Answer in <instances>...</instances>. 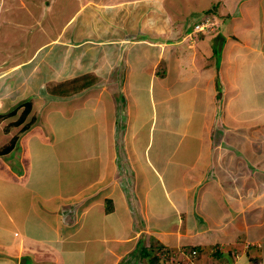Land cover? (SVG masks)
Here are the masks:
<instances>
[{"label": "crops", "instance_id": "0c3cea01", "mask_svg": "<svg viewBox=\"0 0 264 264\" xmlns=\"http://www.w3.org/2000/svg\"><path fill=\"white\" fill-rule=\"evenodd\" d=\"M252 1L220 0L208 38L195 31L208 13L194 10L192 31L177 20L158 40L95 47L104 66L88 73L104 82L47 93L17 139L1 130L11 110L0 109V150L15 140L0 155V264H166L184 249H197L201 264H264V0ZM137 3L111 4L110 32L126 29ZM82 12L66 23L70 44H35L53 58L40 73L28 60L29 80L85 74L70 72L98 44ZM9 63L0 59V75ZM249 142L258 148L245 155Z\"/></svg>", "mask_w": 264, "mask_h": 264}, {"label": "rangeland", "instance_id": "374dc122", "mask_svg": "<svg viewBox=\"0 0 264 264\" xmlns=\"http://www.w3.org/2000/svg\"><path fill=\"white\" fill-rule=\"evenodd\" d=\"M127 1L132 0H0V59L1 61H8V63L9 61L12 62L9 63L11 68L9 69V67H7L1 71L4 73L0 75V77H4L3 79H0V82L4 84H2L3 86H0V95H2L0 97V109L6 108L5 111L8 113L9 110H11L10 113L5 116L4 120L0 119L1 121L3 120L1 122L2 131L7 134L9 132L10 135L12 133L15 137L13 139H17V137L19 138L20 134H23V131H26L29 126L35 125V121L38 120L39 114L43 113L45 106L47 105L45 101L52 97L50 94L53 93L52 91L54 89L57 88L58 90V94L54 92L59 96L57 99H61L60 95L62 97L66 96L65 93L71 96L76 93L70 88L71 85L69 81L71 80L57 79L55 81L56 83L50 82L52 71L42 73V78L44 79L42 82L38 81L39 79L35 78L34 75L29 80L31 74L28 70H25V68L30 67L26 66L29 65L28 60H31L33 66L35 65L36 67L38 65L36 72H43L45 64L50 63V61L47 60H52L53 58L50 47L44 48L37 56V48L35 49V44L38 45V48L40 46H47L49 39L52 36L55 38L54 41H56L57 46L68 44L71 39H76L75 32L69 33L66 23L70 21L75 13L82 12L84 6H89L87 9H84V12H82L85 14L86 20L88 21V24L85 25L87 29L86 39L90 43H98L99 46L98 44H96L97 46L95 44H92L93 46L89 45L92 52L85 57L87 59V64L82 65L81 67H75L74 63H72L70 65V72L78 74L85 71V74L81 73L80 77L74 79L82 78V76L85 75L84 78L88 80V83L93 81L92 84L95 83L94 80L98 81L97 78L99 77L92 76L88 72H90V69L95 68V70H97L101 66H104L100 63L102 58L100 59L99 57H96L99 53L95 47H102L100 45L112 40H121L127 37L133 39L140 34H147L149 39L158 40L157 37L162 30H165L168 35L169 32L173 33L174 27L170 24L166 25L168 29L166 26L163 28L164 23L169 24L172 23V21L177 20L183 25L186 24L187 29L192 31L198 20L195 17L194 10L205 11L204 14L208 13L206 14L207 16L204 21L209 20L210 23H213L215 21V11L220 6V4H218L217 8L215 6L220 0H133L135 3H138L136 6L135 4L131 6L132 8L130 9L129 18L127 20V24L129 23V25L119 35L115 31L110 32L109 30L114 27L113 22L115 21L113 18L114 15L110 12L111 4ZM228 1L230 8H236L238 5L244 8L246 6L245 2H253L252 0ZM142 3L145 4L140 5ZM82 4L84 5L82 6ZM104 7L105 10H99L96 11V13L92 12L93 9ZM139 8L143 9L142 14L144 17H135L136 15L133 14V11L139 10ZM161 10L166 13H163L162 15ZM262 19L264 20V15ZM94 20H97L96 25ZM119 23H121L120 20ZM51 27H53L52 31ZM216 31L217 25L211 24V26H207L204 31H200L199 35L203 38L204 35L207 34L208 38L209 34L213 35ZM101 55H104V52ZM45 61L47 62L45 63ZM169 66L171 68V65ZM13 69L16 71H13ZM21 69L23 77L20 81L21 83L17 84L18 79L14 80V78H19V71H21ZM104 71H106L104 73L105 76H110V68H107ZM14 73L15 75L10 80V76ZM116 73L119 75L121 71L115 69L112 75L116 76ZM38 75L40 76V74ZM99 79L101 82H104L102 81L104 78ZM85 82L87 81L85 80ZM42 85L43 89L40 87ZM36 87L40 88L35 90ZM31 93L32 96L29 98ZM47 93L49 96L45 99L48 95ZM27 102H30L31 110L24 118V122L21 121L22 124L19 125L25 109L24 105ZM12 109L16 110L15 115L11 114L13 111ZM235 137L238 138V135L232 136V139ZM237 143H239V138L237 139ZM257 148V146H250L249 142V146H245L241 149L245 155H250L257 150ZM190 252H192V249H184L182 250L180 257L183 258ZM177 258H179L178 255H176V259ZM201 260L202 259L199 256L200 264ZM171 262L172 261L166 263L169 264Z\"/></svg>", "mask_w": 264, "mask_h": 264}, {"label": "trees", "instance_id": "16d2710c", "mask_svg": "<svg viewBox=\"0 0 264 264\" xmlns=\"http://www.w3.org/2000/svg\"><path fill=\"white\" fill-rule=\"evenodd\" d=\"M85 80H86L87 82H85ZM69 83H70V85H71L70 88L72 89L73 92H80V91H83L84 89H86V88H88V87L90 86V83H88V80H87L86 78H84V77L79 78V79L71 80V81H69ZM52 92H56V93H58L57 88L54 89ZM60 93H61V92H60ZM65 94H66L67 97L71 96V95H69V94H67V93H65ZM24 108H25V109H24V111H23V114H22V117H21L20 122L23 121L24 118H25V117L28 115V113L30 112V110H31V104H30V102L25 103ZM15 113H16V110H14L12 114H15ZM14 143H15V140H12L11 143H10L9 145H7V146H5L4 148H2V149L0 150V155L7 154L8 152H10V151L13 149ZM194 250H196V251L199 253V251H198L197 249H194ZM145 256H147V253H145Z\"/></svg>", "mask_w": 264, "mask_h": 264}, {"label": "built area", "instance_id": "2783aa9c", "mask_svg": "<svg viewBox=\"0 0 264 264\" xmlns=\"http://www.w3.org/2000/svg\"><path fill=\"white\" fill-rule=\"evenodd\" d=\"M212 23H210L209 20H206L205 23H201V24H196L195 25V31L200 32V31H204V29L207 26H211ZM171 263L169 264H200L199 261V253L196 250H192V252H190L189 254L185 255V257L181 258H177L171 256ZM168 264V263H166Z\"/></svg>", "mask_w": 264, "mask_h": 264}, {"label": "clouds", "instance_id": "9594fccd", "mask_svg": "<svg viewBox=\"0 0 264 264\" xmlns=\"http://www.w3.org/2000/svg\"><path fill=\"white\" fill-rule=\"evenodd\" d=\"M203 21H204V20H203ZM203 21H202L201 23H203V24H204V23H205V21H204V22H203ZM201 23H199V24H201ZM212 24H214V22H213Z\"/></svg>", "mask_w": 264, "mask_h": 264}]
</instances>
